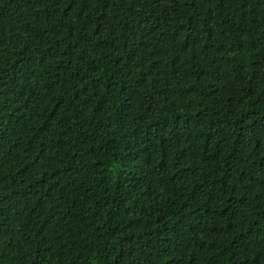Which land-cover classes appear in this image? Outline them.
<instances>
[{"label":"trees","instance_id":"trees-1","mask_svg":"<svg viewBox=\"0 0 264 264\" xmlns=\"http://www.w3.org/2000/svg\"><path fill=\"white\" fill-rule=\"evenodd\" d=\"M0 264H264V0H0Z\"/></svg>","mask_w":264,"mask_h":264}]
</instances>
